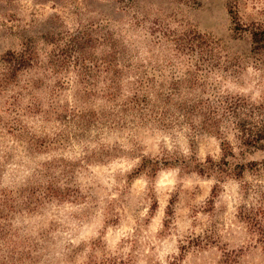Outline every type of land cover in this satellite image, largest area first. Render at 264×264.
Returning a JSON list of instances; mask_svg holds the SVG:
<instances>
[{
    "label": "clouds",
    "instance_id": "obj_1",
    "mask_svg": "<svg viewBox=\"0 0 264 264\" xmlns=\"http://www.w3.org/2000/svg\"><path fill=\"white\" fill-rule=\"evenodd\" d=\"M264 0H0V264H264Z\"/></svg>",
    "mask_w": 264,
    "mask_h": 264
},
{
    "label": "rangeland",
    "instance_id": "obj_2",
    "mask_svg": "<svg viewBox=\"0 0 264 264\" xmlns=\"http://www.w3.org/2000/svg\"><path fill=\"white\" fill-rule=\"evenodd\" d=\"M257 40H258V41L264 40V36H259V35H258V36H257Z\"/></svg>",
    "mask_w": 264,
    "mask_h": 264
}]
</instances>
